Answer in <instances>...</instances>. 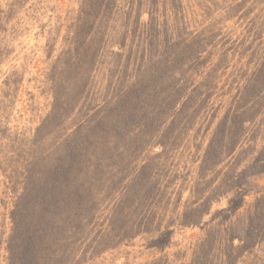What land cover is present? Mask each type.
<instances>
[{"label": "trees", "instance_id": "16d2710c", "mask_svg": "<svg viewBox=\"0 0 264 264\" xmlns=\"http://www.w3.org/2000/svg\"><path fill=\"white\" fill-rule=\"evenodd\" d=\"M47 1L35 98L0 104V264H264V0Z\"/></svg>", "mask_w": 264, "mask_h": 264}, {"label": "rangeland", "instance_id": "374dc122", "mask_svg": "<svg viewBox=\"0 0 264 264\" xmlns=\"http://www.w3.org/2000/svg\"><path fill=\"white\" fill-rule=\"evenodd\" d=\"M54 15V7L51 1L45 4L40 0H31L23 11L7 23V29L2 31V48L5 50L0 64V104H9L10 110L16 111L20 104H27L29 99L35 98L32 87H26V81L34 77L33 66L39 67L40 61L48 63V54H45L47 34L51 31L48 21ZM22 57L21 72L18 81L5 83L6 76L12 71H7L6 64ZM12 81V80H11ZM30 104H36L34 101ZM14 116L11 115L9 120ZM5 205H0V208ZM6 214V213H5ZM0 212V220L7 218ZM2 224H6L3 222ZM2 225H0V230ZM10 231V230H9ZM7 225L4 229L5 236L8 234Z\"/></svg>", "mask_w": 264, "mask_h": 264}]
</instances>
